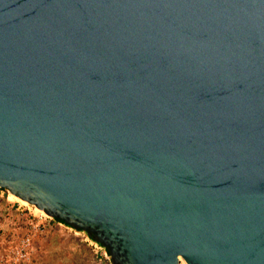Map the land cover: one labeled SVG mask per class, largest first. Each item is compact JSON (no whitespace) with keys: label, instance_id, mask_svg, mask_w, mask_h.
<instances>
[{"label":"water","instance_id":"1","mask_svg":"<svg viewBox=\"0 0 264 264\" xmlns=\"http://www.w3.org/2000/svg\"><path fill=\"white\" fill-rule=\"evenodd\" d=\"M0 189L111 264H264V0H0Z\"/></svg>","mask_w":264,"mask_h":264},{"label":"built area","instance_id":"2","mask_svg":"<svg viewBox=\"0 0 264 264\" xmlns=\"http://www.w3.org/2000/svg\"><path fill=\"white\" fill-rule=\"evenodd\" d=\"M8 196L5 190L0 189V201H3L0 209V264H35V243L54 225L69 229L74 235H81L82 242L88 246L98 264H111L107 249L84 232L71 229L55 218L36 212L33 206L17 200L11 201Z\"/></svg>","mask_w":264,"mask_h":264},{"label":"rangeland","instance_id":"3","mask_svg":"<svg viewBox=\"0 0 264 264\" xmlns=\"http://www.w3.org/2000/svg\"><path fill=\"white\" fill-rule=\"evenodd\" d=\"M5 198L6 195L4 200ZM8 198L16 201L13 195ZM2 207L1 200L0 209ZM35 245L37 249L35 264H98L88 246L82 242L81 235H74L73 231L66 228L54 225L47 234L36 241Z\"/></svg>","mask_w":264,"mask_h":264},{"label":"bare ground","instance_id":"4","mask_svg":"<svg viewBox=\"0 0 264 264\" xmlns=\"http://www.w3.org/2000/svg\"><path fill=\"white\" fill-rule=\"evenodd\" d=\"M11 196H12V194L9 195L8 197H11ZM13 196H14V195H13ZM15 199H16L17 201H20V202L24 203L23 201L19 200L16 196H15ZM24 204H26V203H24ZM35 210H36L37 212H39V213H43L41 210H39V209H37V208H35Z\"/></svg>","mask_w":264,"mask_h":264},{"label":"trees","instance_id":"5","mask_svg":"<svg viewBox=\"0 0 264 264\" xmlns=\"http://www.w3.org/2000/svg\"><path fill=\"white\" fill-rule=\"evenodd\" d=\"M60 221V220H59ZM62 222V221H61Z\"/></svg>","mask_w":264,"mask_h":264}]
</instances>
